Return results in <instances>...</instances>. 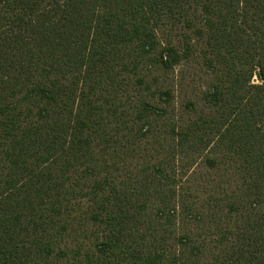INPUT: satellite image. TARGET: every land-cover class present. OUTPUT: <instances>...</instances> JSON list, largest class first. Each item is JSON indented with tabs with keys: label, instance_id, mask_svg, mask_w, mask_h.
<instances>
[{
	"label": "trees",
	"instance_id": "16d2710c",
	"mask_svg": "<svg viewBox=\"0 0 264 264\" xmlns=\"http://www.w3.org/2000/svg\"><path fill=\"white\" fill-rule=\"evenodd\" d=\"M0 264H264V0H0Z\"/></svg>",
	"mask_w": 264,
	"mask_h": 264
}]
</instances>
